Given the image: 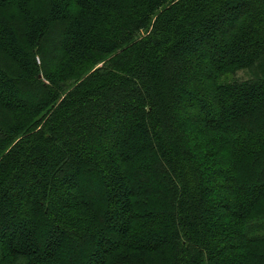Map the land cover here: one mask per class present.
<instances>
[{
  "label": "trees",
  "instance_id": "16d2710c",
  "mask_svg": "<svg viewBox=\"0 0 264 264\" xmlns=\"http://www.w3.org/2000/svg\"><path fill=\"white\" fill-rule=\"evenodd\" d=\"M33 2L0 0V264H264V0Z\"/></svg>",
  "mask_w": 264,
  "mask_h": 264
},
{
  "label": "rangeland",
  "instance_id": "374dc122",
  "mask_svg": "<svg viewBox=\"0 0 264 264\" xmlns=\"http://www.w3.org/2000/svg\"><path fill=\"white\" fill-rule=\"evenodd\" d=\"M34 2H33V4H34V7H35V2H36V0H33ZM38 2L37 3H40L39 2V0H37ZM30 2H31V0H30ZM1 8V7H0ZM7 10V11H6ZM0 13L2 14V15H5V16H7V14H11L12 15V21L13 22H15V25L17 24V22H18V17H19V14H21V12L18 10V7H15V6H11V7H9V8H6V9H0ZM10 18V17H9ZM54 31L53 32H55L54 34H53V39L55 38V34H58V30L56 29V25L54 26ZM21 30V29H20ZM19 31V30H18ZM52 40V39H51ZM55 40H56V38H55ZM22 43H23V40H22ZM50 43H52V46L54 45V43L53 42H49L48 44H47V40H43L42 41V46H47V45H49ZM26 51H28L29 50V48H28V46H25V48H24ZM215 52H216V50L215 51H213L212 53H213V55L215 54ZM35 55L37 56V58H38V61L40 62L41 61V56H40V54H37V53H35ZM251 76V73L249 72V71H247V70H244V69H242V70H237V71H231V72H229V73H227L225 76H223L222 78L224 79V80H233V79H247V78H249Z\"/></svg>",
  "mask_w": 264,
  "mask_h": 264
}]
</instances>
